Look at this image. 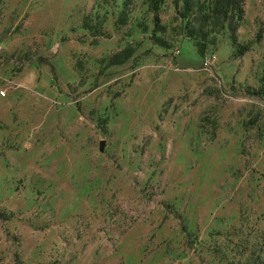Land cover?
I'll list each match as a JSON object with an SVG mask.
<instances>
[{
    "label": "rangeland",
    "instance_id": "1",
    "mask_svg": "<svg viewBox=\"0 0 264 264\" xmlns=\"http://www.w3.org/2000/svg\"><path fill=\"white\" fill-rule=\"evenodd\" d=\"M188 1L0 0V264H264V0Z\"/></svg>",
    "mask_w": 264,
    "mask_h": 264
},
{
    "label": "trees",
    "instance_id": "2",
    "mask_svg": "<svg viewBox=\"0 0 264 264\" xmlns=\"http://www.w3.org/2000/svg\"><path fill=\"white\" fill-rule=\"evenodd\" d=\"M246 0H214L209 7L208 14L204 17V23H210L213 27H221L224 28V26L233 20L232 22H237L238 24H241L244 19V9L243 5ZM185 7H184V14L183 18L187 20L188 25V33L186 37L198 41V37H202L203 40H206V34H202L203 30H196L195 28H192L189 26L191 23L189 20L190 17V6L189 1L184 0ZM106 19L104 20V22ZM232 32H234V28L232 26L230 27ZM91 30V29H88ZM201 40V39H200ZM232 41L236 42L235 34L232 35ZM204 46V45H203ZM204 48V47H203ZM201 55H204V52H201Z\"/></svg>",
    "mask_w": 264,
    "mask_h": 264
},
{
    "label": "built area",
    "instance_id": "3",
    "mask_svg": "<svg viewBox=\"0 0 264 264\" xmlns=\"http://www.w3.org/2000/svg\"><path fill=\"white\" fill-rule=\"evenodd\" d=\"M179 53H180V51L177 50V51H176V54H179ZM213 61H214V59L212 60V62H213ZM210 62H211V61H209V62L206 63V66H207V67L209 66ZM1 95H2V96H5V92H1Z\"/></svg>",
    "mask_w": 264,
    "mask_h": 264
}]
</instances>
